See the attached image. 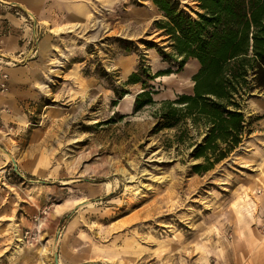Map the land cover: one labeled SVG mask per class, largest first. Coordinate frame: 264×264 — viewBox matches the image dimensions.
<instances>
[{
	"label": "rangeland",
	"instance_id": "374dc122",
	"mask_svg": "<svg viewBox=\"0 0 264 264\" xmlns=\"http://www.w3.org/2000/svg\"><path fill=\"white\" fill-rule=\"evenodd\" d=\"M179 1L195 19L196 3ZM88 5L83 23H47L0 0V264H214L260 192L246 158L264 91L243 103L250 134L195 174L204 127L155 132L159 103L135 112L141 86L126 85L141 62L172 70L159 87L166 97L191 92L192 78L178 86L176 66L157 53L173 55L165 19L150 0ZM114 88L128 94L116 101Z\"/></svg>",
	"mask_w": 264,
	"mask_h": 264
},
{
	"label": "trees",
	"instance_id": "16d2710c",
	"mask_svg": "<svg viewBox=\"0 0 264 264\" xmlns=\"http://www.w3.org/2000/svg\"><path fill=\"white\" fill-rule=\"evenodd\" d=\"M150 1L165 19L159 29L164 30L174 55L157 48L162 61L176 66L175 75L184 71L190 59L199 68L191 76V92L171 99L159 89L166 82L155 80L169 76L172 70L151 73L139 62L126 82L127 86H141L133 109L136 112L159 103L155 132L184 131L188 122L194 127L202 125L204 137L193 146L190 157L202 160L192 167L193 173H205L250 134L243 103L253 92L264 91V0H191L198 9L195 19L182 9L179 0ZM113 92L116 101L128 94L115 88ZM159 94H164L165 100L158 101Z\"/></svg>",
	"mask_w": 264,
	"mask_h": 264
},
{
	"label": "crops",
	"instance_id": "0c3cea01",
	"mask_svg": "<svg viewBox=\"0 0 264 264\" xmlns=\"http://www.w3.org/2000/svg\"><path fill=\"white\" fill-rule=\"evenodd\" d=\"M51 1L49 9H42L38 4H44ZM74 0H1L2 3L14 7L20 13L32 21L33 19L40 22L51 23L52 16H62L68 22L83 23L91 13V0H78L75 6ZM15 10V11H16ZM77 26V25H75ZM72 26V27H75ZM1 58L7 59L6 56L0 55ZM130 60L123 63L125 69L130 72ZM199 65L195 60H188L184 71L177 75V85L182 84L193 74L198 71ZM166 77L156 79L157 82L168 81ZM164 94H159L156 98L165 99ZM6 102L0 98V106ZM5 150V149H4ZM249 154L246 162L250 166L253 180L249 182L252 188L260 190L258 194L250 197L248 213H242V219L232 228L230 241L220 248L216 254L214 264H264V234L261 233V226H264V121L260 123L257 135H253L249 142ZM6 154H10L5 150ZM248 184V185H249ZM61 261V260H59ZM62 263V261H61ZM96 264V263H95Z\"/></svg>",
	"mask_w": 264,
	"mask_h": 264
},
{
	"label": "built area",
	"instance_id": "2783aa9c",
	"mask_svg": "<svg viewBox=\"0 0 264 264\" xmlns=\"http://www.w3.org/2000/svg\"><path fill=\"white\" fill-rule=\"evenodd\" d=\"M7 76L5 74L0 76V93L3 94L7 92L8 85H7ZM261 233L264 234V226H261Z\"/></svg>",
	"mask_w": 264,
	"mask_h": 264
},
{
	"label": "bare ground",
	"instance_id": "6f19581e",
	"mask_svg": "<svg viewBox=\"0 0 264 264\" xmlns=\"http://www.w3.org/2000/svg\"><path fill=\"white\" fill-rule=\"evenodd\" d=\"M13 165L15 166V163L12 161Z\"/></svg>",
	"mask_w": 264,
	"mask_h": 264
}]
</instances>
